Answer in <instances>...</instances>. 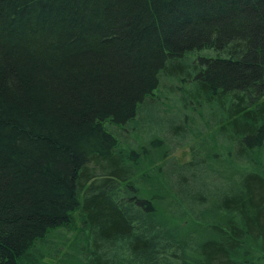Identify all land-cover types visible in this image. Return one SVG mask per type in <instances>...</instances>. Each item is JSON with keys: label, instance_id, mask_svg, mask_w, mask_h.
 I'll return each mask as SVG.
<instances>
[{"label": "trees", "instance_id": "obj_1", "mask_svg": "<svg viewBox=\"0 0 264 264\" xmlns=\"http://www.w3.org/2000/svg\"><path fill=\"white\" fill-rule=\"evenodd\" d=\"M77 217L75 264H264V0H0V264Z\"/></svg>", "mask_w": 264, "mask_h": 264}, {"label": "rangeland", "instance_id": "obj_2", "mask_svg": "<svg viewBox=\"0 0 264 264\" xmlns=\"http://www.w3.org/2000/svg\"><path fill=\"white\" fill-rule=\"evenodd\" d=\"M191 143H188L185 146L182 147H177L174 150V155L178 158L179 162H185L191 158ZM84 205V195L81 196V207L75 211V215H77L83 208ZM82 225V220L77 217V220L75 221L74 226H68L66 229L62 228L61 231L63 232H68L69 234V239L68 242L64 245V249H62V252L59 257H56L55 255H47L44 257L45 262L51 263V264H56L57 261H59L61 256L66 257L64 259H61L62 261L65 260V264H75L77 259H83L81 256V247L85 243L81 242L82 240V235L83 233L88 234L89 231H84L83 233H80L81 231V225ZM68 228L73 229V231H69ZM68 229V230H67ZM58 263V262H57ZM60 263V264H61Z\"/></svg>", "mask_w": 264, "mask_h": 264}]
</instances>
